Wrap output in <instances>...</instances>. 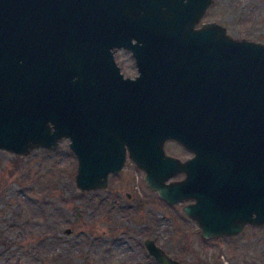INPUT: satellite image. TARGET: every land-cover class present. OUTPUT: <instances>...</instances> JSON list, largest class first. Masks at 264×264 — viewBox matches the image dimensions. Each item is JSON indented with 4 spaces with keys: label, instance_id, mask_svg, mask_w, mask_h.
Returning a JSON list of instances; mask_svg holds the SVG:
<instances>
[{
    "label": "water",
    "instance_id": "95a60500",
    "mask_svg": "<svg viewBox=\"0 0 264 264\" xmlns=\"http://www.w3.org/2000/svg\"><path fill=\"white\" fill-rule=\"evenodd\" d=\"M213 1L0 0V149L26 155L67 138L79 190L107 187L128 157L161 199L186 202L204 238L264 225V43L201 22ZM118 48L135 77L120 71ZM229 139L254 161V189L250 175L237 197L210 202L165 143L224 158ZM178 170L185 177L171 180ZM143 243L157 264H187Z\"/></svg>",
    "mask_w": 264,
    "mask_h": 264
},
{
    "label": "rangeland",
    "instance_id": "374dc122",
    "mask_svg": "<svg viewBox=\"0 0 264 264\" xmlns=\"http://www.w3.org/2000/svg\"><path fill=\"white\" fill-rule=\"evenodd\" d=\"M205 21L264 43V0H214ZM117 60L124 75L137 72L127 52ZM68 143L26 155L0 149V264H157L145 238L187 264H264V225L204 238L186 202L161 199L130 158L107 187L79 190ZM175 147L165 143L168 153Z\"/></svg>",
    "mask_w": 264,
    "mask_h": 264
},
{
    "label": "flooded vegetation",
    "instance_id": "af4514ba",
    "mask_svg": "<svg viewBox=\"0 0 264 264\" xmlns=\"http://www.w3.org/2000/svg\"><path fill=\"white\" fill-rule=\"evenodd\" d=\"M121 52H127L129 57L131 58L129 62L133 63L136 66L135 59L132 56L131 51L125 48H118L114 52V58L117 65L120 67V71L121 65L117 60V54ZM136 75L137 72L133 75L124 76L133 78ZM232 107H235V105L232 104ZM231 122L232 135L234 136L238 132V126L237 124H235L234 121ZM245 132H248L247 134L251 132L252 135H254L253 129L252 131H249V129H245ZM173 142L176 144L175 151L173 153H168L165 150L166 153L176 157L181 162L189 160V174L194 177L193 184L195 185V188L193 189L194 191H196L197 186H200V189L202 187L206 188L205 190L207 192L210 202L216 201L224 194H228L229 196H232L234 198L237 197L240 193L244 191V187L247 186V179L250 175L252 177V190L254 189V179L256 175L254 161H252V167L250 168L248 161L246 160L247 157L244 158L239 155L238 148L236 145L233 146L231 139H229V142L227 143H230L233 147H231V149L228 147V156L224 158L217 157V155L213 154L210 147L205 150V154L203 157H197L195 146H191L189 149H187L178 140H173ZM207 146H209V144H207ZM111 174L116 173H110L109 175ZM183 177H185V172L178 170L177 173L171 178V180H181ZM244 179H246L245 184ZM215 193L218 194L215 195ZM188 202L194 203L195 199H191ZM249 226L254 225L246 223L244 225V228Z\"/></svg>",
    "mask_w": 264,
    "mask_h": 264
}]
</instances>
